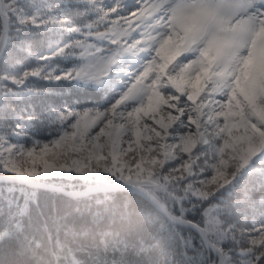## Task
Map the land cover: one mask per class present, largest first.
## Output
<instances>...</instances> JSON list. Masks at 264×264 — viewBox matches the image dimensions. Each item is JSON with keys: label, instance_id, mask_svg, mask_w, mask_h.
Returning <instances> with one entry per match:
<instances>
[{"label": "snow or ice", "instance_id": "obj_1", "mask_svg": "<svg viewBox=\"0 0 264 264\" xmlns=\"http://www.w3.org/2000/svg\"><path fill=\"white\" fill-rule=\"evenodd\" d=\"M0 264H264V0H0Z\"/></svg>", "mask_w": 264, "mask_h": 264}, {"label": "trees", "instance_id": "obj_2", "mask_svg": "<svg viewBox=\"0 0 264 264\" xmlns=\"http://www.w3.org/2000/svg\"><path fill=\"white\" fill-rule=\"evenodd\" d=\"M40 138L42 139L43 137L41 136Z\"/></svg>", "mask_w": 264, "mask_h": 264}]
</instances>
